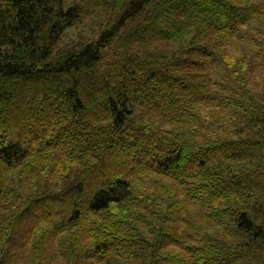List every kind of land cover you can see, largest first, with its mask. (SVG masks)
<instances>
[{
  "label": "trees",
  "instance_id": "1",
  "mask_svg": "<svg viewBox=\"0 0 264 264\" xmlns=\"http://www.w3.org/2000/svg\"><path fill=\"white\" fill-rule=\"evenodd\" d=\"M261 16L0 0V264H264Z\"/></svg>",
  "mask_w": 264,
  "mask_h": 264
},
{
  "label": "rangeland",
  "instance_id": "2",
  "mask_svg": "<svg viewBox=\"0 0 264 264\" xmlns=\"http://www.w3.org/2000/svg\"><path fill=\"white\" fill-rule=\"evenodd\" d=\"M264 27V16H261L249 23V25L245 28L241 29V32L239 33V36L235 38L234 43H232V50L236 55L244 54L246 52H249L252 48V38L256 34V31L258 30V27ZM264 37V34H262ZM224 67V65H222ZM57 263L59 264V258L57 259ZM30 261V260H29ZM90 260H88V264ZM96 264H100L99 262H95ZM28 264V263H23ZM30 264L31 261H30ZM92 264V263H91ZM94 264V262H93Z\"/></svg>",
  "mask_w": 264,
  "mask_h": 264
}]
</instances>
